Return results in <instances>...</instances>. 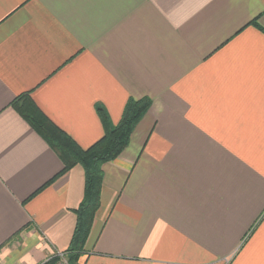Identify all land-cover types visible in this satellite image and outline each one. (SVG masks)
<instances>
[{
  "label": "crops",
  "instance_id": "obj_1",
  "mask_svg": "<svg viewBox=\"0 0 264 264\" xmlns=\"http://www.w3.org/2000/svg\"><path fill=\"white\" fill-rule=\"evenodd\" d=\"M88 148L152 105L103 165L77 264H264V0H0V264L68 250L85 170L12 106Z\"/></svg>",
  "mask_w": 264,
  "mask_h": 264
},
{
  "label": "trees",
  "instance_id": "obj_2",
  "mask_svg": "<svg viewBox=\"0 0 264 264\" xmlns=\"http://www.w3.org/2000/svg\"><path fill=\"white\" fill-rule=\"evenodd\" d=\"M152 100L148 96L129 98L121 120L111 125L101 111L105 132L103 136L88 148L81 147L65 130L57 126L35 103L28 94H21L12 102V106L39 133L63 162L62 170L48 183L51 184L76 165L85 170V196L77 208V226L71 247L66 250L70 264H77L84 253L85 243L90 233L95 213L101 205L103 187V165L116 159L129 145L133 131L148 112ZM58 257L52 255L43 264H56Z\"/></svg>",
  "mask_w": 264,
  "mask_h": 264
},
{
  "label": "built area",
  "instance_id": "obj_3",
  "mask_svg": "<svg viewBox=\"0 0 264 264\" xmlns=\"http://www.w3.org/2000/svg\"><path fill=\"white\" fill-rule=\"evenodd\" d=\"M55 254L60 256V258H61L60 264H70L68 259L65 257V255H66L65 251H63V252L57 251Z\"/></svg>",
  "mask_w": 264,
  "mask_h": 264
},
{
  "label": "rangeland",
  "instance_id": "obj_4",
  "mask_svg": "<svg viewBox=\"0 0 264 264\" xmlns=\"http://www.w3.org/2000/svg\"><path fill=\"white\" fill-rule=\"evenodd\" d=\"M54 255H56V254H54ZM56 257H58V261H57V263H56V264H60V261H61V258H60V256L56 255ZM65 257L68 259L67 255H65Z\"/></svg>",
  "mask_w": 264,
  "mask_h": 264
}]
</instances>
